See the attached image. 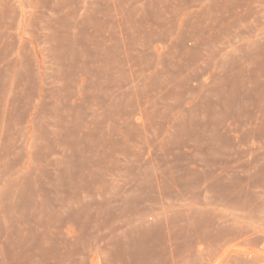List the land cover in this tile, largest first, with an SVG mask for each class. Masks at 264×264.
<instances>
[{
  "label": "rangeland",
  "instance_id": "1",
  "mask_svg": "<svg viewBox=\"0 0 264 264\" xmlns=\"http://www.w3.org/2000/svg\"><path fill=\"white\" fill-rule=\"evenodd\" d=\"M251 118L264 0H0V264H264Z\"/></svg>",
  "mask_w": 264,
  "mask_h": 264
},
{
  "label": "crops",
  "instance_id": "2",
  "mask_svg": "<svg viewBox=\"0 0 264 264\" xmlns=\"http://www.w3.org/2000/svg\"><path fill=\"white\" fill-rule=\"evenodd\" d=\"M259 123L261 122L251 118L250 137L247 145H243L241 140L238 141V135L235 134L233 153L235 169L233 174L240 177L239 185L244 188V192L254 198L251 209L254 210L255 205V209L258 210V204L260 203V210L264 212V178L258 179L257 177L259 171L264 172V139L260 141L257 136V129H264V122L260 126ZM228 193L238 194V191L235 189L233 192L229 191Z\"/></svg>",
  "mask_w": 264,
  "mask_h": 264
}]
</instances>
